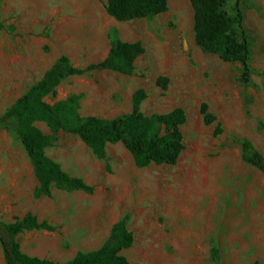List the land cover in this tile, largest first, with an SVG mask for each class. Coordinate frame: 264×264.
<instances>
[{
    "label": "rangeland",
    "instance_id": "374dc122",
    "mask_svg": "<svg viewBox=\"0 0 264 264\" xmlns=\"http://www.w3.org/2000/svg\"><path fill=\"white\" fill-rule=\"evenodd\" d=\"M168 2L165 14L120 23L99 0H0V114L61 56L85 68L106 59L114 39L144 46L132 75L69 77L46 101L79 96L82 116L110 120L131 113L142 88L145 115L176 108L187 114L185 150L175 166L139 168L121 143L109 144L106 159H99L80 138L60 132L47 155L94 186L92 195L54 188L51 197H37L38 181L16 130L0 127V217L12 223L30 212L56 229L21 234L26 254L64 264L78 252L98 250L127 217L135 242L122 254L131 264H215L213 248L221 264H264V175L243 160L244 141L264 156V0L241 3L249 84L241 80L240 63L196 45L190 1ZM228 11L236 14V0ZM160 76L170 79L166 91L157 86ZM202 104L217 118L211 126ZM36 126L53 135L47 124Z\"/></svg>",
    "mask_w": 264,
    "mask_h": 264
},
{
    "label": "trees",
    "instance_id": "16d2710c",
    "mask_svg": "<svg viewBox=\"0 0 264 264\" xmlns=\"http://www.w3.org/2000/svg\"><path fill=\"white\" fill-rule=\"evenodd\" d=\"M105 4L110 17L120 23L139 19H151L169 10L168 0H99ZM194 9L195 43L205 53L219 56L227 63H240L241 80L249 84L252 80L250 66L251 50L243 25L241 3L236 0V14L228 11L233 0H189ZM0 29H4L0 21ZM142 43L124 42L114 39L109 55L99 63L85 68L73 66L67 56H61L47 70L43 78L31 86L6 112L0 114V127L14 128L29 157L38 181L37 197H51L53 189L65 192H83L92 195L95 187L79 177L66 172L60 163L50 158L46 150L51 147L60 132L74 135L87 145L99 159H106L107 146L121 143L132 155L139 168L151 165L175 166L185 150L182 127L187 123V114L176 108L167 114L147 116L142 105L147 100L146 90L139 89L133 95L132 112L114 119L80 114L79 96H72L54 104L46 99L54 95L63 80L83 76L92 72L111 71L130 76L135 63L145 54ZM170 79L160 76L157 86L166 91ZM204 124L211 126L217 121L202 104ZM47 124L53 135L48 136L36 126ZM221 133L220 124L215 134ZM243 160L264 175V156L251 142L243 143ZM55 227L27 213L22 219L7 223L0 217V246L5 264H60L51 259L31 256L23 252L18 237L31 231H55ZM135 242L134 233L128 229V218L114 224L107 241L98 249L78 252L64 264H131L122 254ZM215 264H221L218 248L211 251Z\"/></svg>",
    "mask_w": 264,
    "mask_h": 264
}]
</instances>
